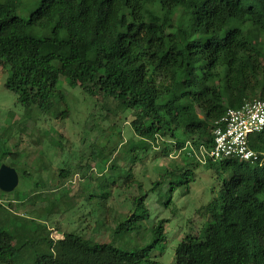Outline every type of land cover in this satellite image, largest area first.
<instances>
[{
	"label": "trees",
	"instance_id": "16d2710c",
	"mask_svg": "<svg viewBox=\"0 0 264 264\" xmlns=\"http://www.w3.org/2000/svg\"><path fill=\"white\" fill-rule=\"evenodd\" d=\"M32 4L27 18L19 14ZM0 65L9 66L5 87L27 116L37 107L55 119L67 117L68 108L59 105L65 101L57 89L61 78L90 98L101 96L106 118L129 112L132 138L114 144L118 152L127 148L126 157L113 161L114 171L119 162L143 163L151 153L153 161L159 153L167 160L182 154L183 162L173 159L156 179L146 166L144 181L122 183V189L143 190L148 182L150 188L130 199L117 233L151 220L149 194L166 179L193 177L201 164L220 191L201 212L208 223L178 243L172 264H264V131L250 138L259 154L254 162L203 164L195 154L212 147L215 123L229 109L264 100V0H0ZM95 141L91 156L105 154ZM80 169H61L58 176L68 180ZM22 174L30 180L28 170ZM173 192L172 183L168 203ZM16 218L23 223L9 225L30 237L16 246L15 235L0 226V264H18L31 250L32 264H163L151 252L166 241L165 219L152 225L146 245L126 250L77 233L53 239L46 224Z\"/></svg>",
	"mask_w": 264,
	"mask_h": 264
},
{
	"label": "rangeland",
	"instance_id": "374dc122",
	"mask_svg": "<svg viewBox=\"0 0 264 264\" xmlns=\"http://www.w3.org/2000/svg\"><path fill=\"white\" fill-rule=\"evenodd\" d=\"M35 5L26 7L19 14L27 18ZM9 72V66L0 65V161L1 165L14 166L18 170L19 185L11 193L0 192V206L7 209V212L0 209V226H5L15 235L14 244L20 246L30 237L29 230L21 234L16 226L23 223L17 220V216L46 224L53 239H59L65 233H77L126 250L146 245L152 225L165 219L168 220L166 241L153 249L151 257L163 264L174 263L178 243L188 234L200 233L209 221V216L201 212L220 191L213 172L200 164L194 168L193 177L187 176L189 181L181 176L166 179L146 200L151 220L141 227L117 233L116 220L118 216L130 214V199L150 188L148 182L143 190L122 189V183L132 177L139 182L144 181L146 166L153 168L152 178L156 179L159 171L171 166L173 159L183 162L182 154H175L167 160L159 153V160L153 161L155 156L151 153L148 161L143 163L119 162L118 167L121 168L114 171L113 161L119 156L126 157L123 153L127 151L125 146H120L118 152L114 144L122 142L121 145H126L132 138L130 124L125 119L128 117L130 122L129 112L121 118H106L101 96L90 98L79 87L72 88L61 78L57 89L65 101L59 105L61 109L68 108L67 117L55 119L37 107L32 108L27 116L16 95L5 87ZM119 131L122 139L117 135ZM93 141L100 149L104 148L105 154L91 156L90 143ZM112 151L117 152L112 155ZM77 165L81 169L73 177L68 180L59 178L61 169L75 170ZM87 166L90 168L88 171ZM24 169L31 173L30 180L24 178ZM226 178L229 180L230 176ZM116 179L118 183L110 187V181ZM180 180L184 182L179 183ZM172 183L174 192L168 203L167 195ZM108 187L111 195L105 201L103 189ZM9 224L16 225L12 227ZM33 257L31 250L18 264H32Z\"/></svg>",
	"mask_w": 264,
	"mask_h": 264
},
{
	"label": "built area",
	"instance_id": "2783aa9c",
	"mask_svg": "<svg viewBox=\"0 0 264 264\" xmlns=\"http://www.w3.org/2000/svg\"><path fill=\"white\" fill-rule=\"evenodd\" d=\"M264 131V100L254 99L240 109H229L225 117L215 123L210 149L196 154L201 163L228 158L256 161L258 153L250 147V138Z\"/></svg>",
	"mask_w": 264,
	"mask_h": 264
},
{
	"label": "water",
	"instance_id": "95a60500",
	"mask_svg": "<svg viewBox=\"0 0 264 264\" xmlns=\"http://www.w3.org/2000/svg\"><path fill=\"white\" fill-rule=\"evenodd\" d=\"M19 185V174L14 167L2 164L0 166V191L11 193Z\"/></svg>",
	"mask_w": 264,
	"mask_h": 264
}]
</instances>
